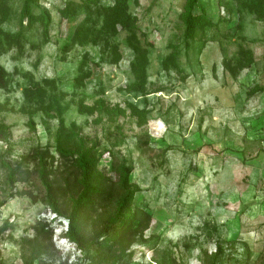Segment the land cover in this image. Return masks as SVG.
<instances>
[{
	"label": "rangeland",
	"instance_id": "rangeland-1",
	"mask_svg": "<svg viewBox=\"0 0 264 264\" xmlns=\"http://www.w3.org/2000/svg\"><path fill=\"white\" fill-rule=\"evenodd\" d=\"M68 0H40L53 15L50 42L43 43L39 26L28 32L40 48L23 55L9 53L2 64L10 72L32 71L37 79L57 77L73 98V79L85 52L93 59V77L84 90L88 104L105 89L112 105L133 102L150 109L148 124L139 126L130 115L100 122L97 115H81L72 105L68 125L77 122L79 134L101 156L100 168L114 179L112 166L122 162L131 169V183L139 189L135 209L139 217L109 251L97 254V239L106 225L100 210L84 220L86 248L81 250L66 236V216L55 219L47 204L37 161L45 155L55 192L62 201L78 191L70 162L56 152L58 121L45 125L41 115L22 113V74L13 76V92L0 89V124L10 126L8 143L0 140V155L19 170L14 187L0 161V264H157L172 257L177 264H202L203 252H221L218 264H261L264 261V22L252 14H238L229 0H201L217 27L200 52L201 41L185 48V27L179 15L186 0H132L131 12L155 48L151 51L148 96L134 97L123 89L133 81L130 62L134 53L122 48L117 66L99 64L98 48H76L61 61V47L79 19H62L59 10ZM81 1V0H74ZM110 2L111 0H105ZM19 10L22 0H12ZM73 22V23H72ZM239 23L243 31H238ZM16 31L17 19L6 24ZM256 56L255 64L233 78L224 69V48L234 57L238 36ZM179 45L183 72L166 73L163 60ZM16 55L17 60L12 56ZM78 91V93H81ZM82 94L74 96L76 100ZM65 214L68 211H64ZM51 227L52 232L46 230ZM101 240V239H99ZM98 240V241H99ZM89 249V248H87Z\"/></svg>",
	"mask_w": 264,
	"mask_h": 264
},
{
	"label": "trees",
	"instance_id": "trees-1",
	"mask_svg": "<svg viewBox=\"0 0 264 264\" xmlns=\"http://www.w3.org/2000/svg\"><path fill=\"white\" fill-rule=\"evenodd\" d=\"M12 0H0V89L7 94L13 92V76L22 74L23 104L20 111L29 116L28 125L35 129L34 117L41 115L44 124L49 120L58 121L56 131V152L70 162L73 175L77 179L78 191L70 193L66 201H62L55 192V187L50 179L47 167L48 159L45 155H33L38 163L40 179L47 190V204L56 216L53 221L62 216L68 220L66 233L70 242L82 251L92 250L87 244V235L84 229V220L93 211L100 210L102 222L106 225L103 233L97 239V254L110 250L119 242L121 237L134 226L139 217V211L135 209L139 189L131 183V169L122 162L115 161L112 166L114 179L108 177L100 168L101 156L93 146H89L84 137L79 134L77 122L67 123L66 114L72 105L77 107L81 115L95 116L100 122L104 117L109 121H116L128 115L137 118L139 126L148 124L150 109L139 107L136 103L128 102L126 107L120 104L112 105L105 99V89L98 91L99 97L94 103L86 102L84 92L88 81L93 77L92 55L85 52L77 67V75L73 79V98L69 99L70 93L61 87V79L57 77H44L37 79L32 71L18 73V68L12 73L2 64V58L9 53L23 55L30 46L31 49L40 48V45L29 40L28 32L31 28L39 26L42 30L43 43L50 42L53 15L51 11L42 6L40 0H22V7L17 10ZM132 0H68L59 10L62 19L80 22L74 24L73 32L65 40L61 47L63 56L61 61L68 59V54L76 48L93 46L98 48L99 63L119 65L124 58L122 48L133 51L134 57L130 62V70L133 81L123 91L134 97L148 96L150 86L149 68L151 65V51L155 48L147 34L141 30L139 19L131 12ZM231 2L238 7L240 18L245 13L252 14L258 21L264 22V0H229L226 8L233 12ZM17 19L16 31L6 28V24ZM185 27L183 39L185 48L190 50L191 43L202 42L200 52L209 41L208 33L217 27V24L209 17L201 0H186L182 13L179 15ZM238 31H243V24L239 23ZM239 48L234 57H229L224 48V69L233 78H237L245 69L251 68L256 62L254 51L243 42L246 37L238 36ZM171 52L163 60V70L166 73L183 72L180 63L181 50L179 45L170 44ZM17 56H12L17 60ZM78 93V91H81ZM264 88L254 87L249 91L250 95L263 92ZM82 94L76 100L74 96ZM11 137L10 126L0 124V140L8 143ZM1 165L8 172L7 183L14 187L18 181L19 170L15 169L5 160V155H0ZM6 204V200H0V209ZM64 211H68L65 214ZM46 230L52 232L51 227ZM101 239V240H99ZM99 240V241H98ZM221 252H203L202 264H218ZM119 260V259H118ZM118 260L115 262L117 263ZM114 263V264H115ZM157 264H177L172 257L163 258ZM264 264V261L261 263Z\"/></svg>",
	"mask_w": 264,
	"mask_h": 264
}]
</instances>
